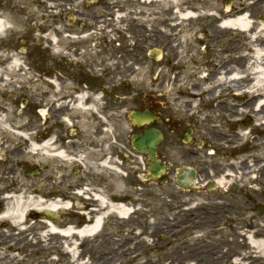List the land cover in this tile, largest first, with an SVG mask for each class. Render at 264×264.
<instances>
[{"label":"rangeland","instance_id":"rangeland-1","mask_svg":"<svg viewBox=\"0 0 264 264\" xmlns=\"http://www.w3.org/2000/svg\"><path fill=\"white\" fill-rule=\"evenodd\" d=\"M187 13L192 16L182 19ZM239 15L248 16L258 28L245 32L218 27L221 19ZM0 19L6 25L0 33V219L10 212L12 204L4 197L17 196L19 192L46 202L65 197L70 206L59 212L61 215L57 213L62 216L60 221L45 219L41 211L28 214L23 228L31 226L27 230L29 240L45 234L41 226L44 220L58 229H78L87 224L85 214L89 209L82 198L85 196H75L79 190L104 198L108 195L111 204L119 197L133 211L129 218L113 214L107 217L99 233L84 239L87 249L77 262V251L73 249H69V256L61 257L48 250L46 243L40 253L21 243V251L6 250L0 244V264H94L96 260L111 259L107 256L114 251V264H178L182 256L186 264H192L194 258L201 264H252V251L239 250L238 243L245 245L243 231L248 227L264 240L259 200H255V211L242 208L238 221H228L217 215L220 201L214 199L215 194H204L201 196L207 201L200 203L204 207L201 229L193 230L191 220V224L185 225L184 221L180 226L177 213L181 207L171 211V200L179 190L169 178L163 183L146 179V159L130 147V136L138 130L130 124L128 113L144 108L160 118L151 126L164 135L158 159L166 164L183 166V134L192 128L195 143L187 148L199 152L203 163L222 164L226 167L224 174L231 175L222 189L248 187L247 197L254 194V199L264 193V174L260 177L251 168L248 178L243 177L247 163L252 166L256 160H264V124L259 127L243 116L234 123L227 122L229 117L221 111L222 101L230 107L245 98L227 99L231 95L227 88L216 93V100L207 101L205 93L195 99L187 96L189 89L201 93L203 86H215L213 76L221 67L231 66L241 75L248 66L258 64L251 63V58L264 46L252 41L257 32L264 35L260 25L264 26V0H0ZM152 50L158 52L155 59L149 57ZM11 57L19 60L17 68L10 69L2 63ZM83 63L89 64L94 77H102L104 72L109 75L111 120L109 139L104 140L109 148L103 162L93 167L89 154L81 151L79 157L67 155L73 159L70 163L42 150L36 156H22L32 142L42 149L41 136L53 125L51 116L46 128L42 120L41 103L52 100L50 96L42 97V76H58L56 72H61V83L55 80L62 90L69 89L74 84L77 65ZM259 70L264 72L263 63ZM59 92L60 88L50 91L52 97ZM238 93L241 91L234 95ZM121 97H125L126 105L118 108ZM190 100V112L175 106ZM59 125L65 131L72 127L63 119ZM223 132L230 138L222 141ZM104 162L107 166H103ZM91 176L101 179V192L92 191ZM211 178L218 176L209 172L208 180ZM204 182L205 179L199 184ZM0 231L9 235L6 227ZM141 241L151 246L141 247ZM125 255H133L132 261ZM245 255L247 261L237 263L234 258ZM3 258L6 259L1 261ZM253 264H264V258Z\"/></svg>","mask_w":264,"mask_h":264},{"label":"bare ground","instance_id":"bare-ground-1","mask_svg":"<svg viewBox=\"0 0 264 264\" xmlns=\"http://www.w3.org/2000/svg\"><path fill=\"white\" fill-rule=\"evenodd\" d=\"M192 14L187 13L182 15V19L186 17H191ZM262 29L264 30V26L260 24ZM219 28H230V29H237L241 31H250L253 29L258 28V26H255L253 22L249 20V17L244 15L236 16L235 18H232L231 16H227L223 20L219 21L218 24ZM6 30L5 22L0 19V33L4 32ZM257 35H255L253 38L254 40L252 43H259L260 45L264 46V35L262 33L257 32ZM251 63H258L257 65L248 66L245 68L241 75H238L236 72V69L231 66H224L217 70V72L213 76V80L215 81V86H203L202 92L199 93L198 89H189L187 91V96L191 99H195L198 97H201L203 93L207 96V101L210 100H216L219 98V94L216 95V93H220L221 91H225L226 88L231 92L230 98L228 96L227 99L231 100L234 97L238 99L245 98L242 101H239V103L236 106H233L231 104L230 107H227V105L224 103V101L221 102V106L223 109L221 110L223 113V116L229 117V120L227 122L234 123L238 120V117H246L248 120L254 122L257 124V126L262 127L264 124V72H261L259 70L262 63L264 64V48L262 52H258L256 55H254L252 58ZM2 63H7L8 68L13 69L17 68L19 66V60L16 57L10 58L8 61L3 60ZM169 94H171L170 89ZM167 90V91H168ZM241 91L238 95H234V92ZM192 101H188L185 104L177 102L175 106L177 108L185 110L186 112H190ZM229 108V109H227ZM185 112V113H186ZM220 117V115L218 116ZM221 139L222 141L227 140L230 137L225 136L224 132L222 133ZM239 137L237 134L236 137ZM30 139V137H28ZM231 138H233L231 136ZM264 140V137H263ZM32 146L28 144L27 147L30 148V150L25 151L24 153H21L22 156H24L26 153L29 155L36 156L39 154V151H44L45 154H49V152H52V155L61 161L70 162L71 159H68L65 154L52 147L51 141H46L42 146V149L38 145L37 142H32ZM248 161V160H246ZM255 164L252 166H249L247 163V166L243 169L245 173V177H248L249 171L251 168H253V172H256L260 175V177L264 174V164L262 166V163H264V160H256L254 162ZM103 166H107V162L103 163ZM258 178V177H256ZM254 178V179H256ZM228 179L227 176H221L217 181L216 185L219 187H222L225 180ZM78 195H85L87 198L86 204L92 205L97 207L94 209H89V212L85 214L87 219L89 220V224L87 226H84L80 229H74L72 227H66L63 229H58L54 226L53 223L49 222L48 220H44L41 224L43 231L45 234H40L39 237H33L30 240L27 237V230L28 228H23V226L28 222L27 216L28 214L35 215L36 212H50L51 214H57L61 212L62 210H68L69 204L64 203L63 201H39L38 197H31L27 196L26 192H19V195L12 197H4L5 200L12 201L10 212L6 215H4L0 219V228L6 227L8 229L9 235H6L4 232L0 231V244L1 246L5 247L6 250H20V244L24 243L23 247L26 246V248H29L30 250L40 253V249L42 251L45 250L46 245L49 246L48 250L58 252L60 256L62 257L64 255L69 256V249H73L77 251V255H75L74 262L79 261L78 258L81 257V254L85 252L86 244L84 243V239L91 238L97 233H99L102 229V225L106 219V216L109 215H116L119 218H129L132 215V210L125 207L124 205H112L108 203L105 198H103L101 195L98 194H91L86 189L79 190L76 192ZM88 199H92L90 202H88ZM200 228H197L199 230ZM150 233L152 232V227L150 226L149 229ZM19 232L17 235H15V232ZM241 235V234H239ZM244 241L245 245H241L238 243V249H245L248 248L252 251V256L250 258L252 259V264L257 262L258 259L264 258V240L258 239L256 237V232L251 233L249 230V227L243 231ZM72 238H75L74 241H71ZM5 239V240H4ZM141 247H150L151 245H147L144 241H141L140 244ZM22 247V248H23ZM122 249V248H120ZM21 251V250H20ZM117 251H114L111 255H108L107 257L111 258L107 261H101L96 260L94 264H114L115 257H112L113 254L116 255ZM251 254V252H250ZM244 256V258H240L241 256H234L237 263L239 260L241 261H247L249 258ZM60 257V258H61ZM124 258H128L129 261H132L133 255H125ZM183 257V256H182ZM180 257L179 263L180 264H186L184 261L185 259ZM119 258V257H116ZM121 258V257H120ZM6 258L1 259L5 260ZM59 261V259H58ZM192 264H201V261L197 258H194L191 260ZM56 263V262H55ZM178 263V264H179ZM70 264V263H68ZM82 264V263H77ZM151 264V263H147ZM170 264V263H169Z\"/></svg>","mask_w":264,"mask_h":264},{"label":"flooded vegetation","instance_id":"flooded-vegetation-1","mask_svg":"<svg viewBox=\"0 0 264 264\" xmlns=\"http://www.w3.org/2000/svg\"><path fill=\"white\" fill-rule=\"evenodd\" d=\"M78 72L74 77V84L69 89H64L58 85L61 83V72H56L58 76L53 74H44L42 78V86L44 88L42 97H51V101L41 103V115L43 124H45L49 116L52 117V127L50 130L45 131L41 136L43 144L52 137V147L62 151L66 156L75 155L80 156V152L89 154L88 159H91V165L97 167V164L103 162L105 152L109 148V144H105V139H109L110 128V113H111V89L109 75L104 72L103 76L94 77L89 71V64L83 63L77 65ZM90 73V74H89ZM50 79V80H49ZM59 80V83L56 80ZM49 80V84L47 83ZM60 88V92L56 97H52L53 89ZM126 105L125 97H121L116 105L118 108H122ZM144 109V108H143ZM138 108L136 110H143ZM71 110V112L69 111ZM66 114L68 116L63 117ZM61 119L67 120L72 126L67 131L59 125ZM190 128V127H188ZM189 142L184 144V151L182 155L183 166L173 167L169 164L168 177L179 192L176 197H173L171 204L173 205L172 212L176 211L175 207H181L180 213H177L179 218V225L185 222V225L193 223V230L202 227L201 220L204 207L200 206V203L206 201L201 195L215 194V200L220 204L216 205L217 215L220 219L232 221L241 217L242 211L240 209L246 208L249 211H255V200H259V211L261 212L262 205L264 204V193H258L254 199V194L251 197H247L248 187L245 188H232L225 189L215 187V180L209 179V172L214 177L222 176L225 172L224 166L221 164L218 166L216 163L208 165L203 163L198 157L199 152L193 153L187 147L195 143L193 139L194 130L188 129ZM66 137V139H65ZM71 138V140H70ZM70 140L71 142H68ZM74 151V153H72ZM109 153V151H107ZM72 155V156H73ZM123 155V154H122ZM70 156V157H72ZM83 156V154L81 155ZM180 169H183L185 174V187H181L176 183V177ZM230 170H233V166H229ZM193 170L195 172V178L193 181L187 177V172ZM205 179L204 184H199V181ZM90 185H92V191H100L101 179L95 176L90 177ZM58 192V189L55 190ZM101 192V191H100ZM237 192V194H236ZM91 193V192H90ZM226 193V196H222ZM91 194H96L92 192ZM106 200L111 202L108 195ZM206 199V198H205ZM210 200V199H209ZM114 203L120 202L119 197L114 198ZM244 212V211H243ZM182 222V223H181ZM191 224V223H190ZM179 226V228H180ZM199 229V230H200ZM180 235V234H179ZM232 256V255H231ZM233 257V256H232Z\"/></svg>","mask_w":264,"mask_h":264},{"label":"water","instance_id":"water-1","mask_svg":"<svg viewBox=\"0 0 264 264\" xmlns=\"http://www.w3.org/2000/svg\"><path fill=\"white\" fill-rule=\"evenodd\" d=\"M153 59L155 58V54L151 56ZM129 120L131 123L137 127H141L143 124H148L154 120L159 121V119L155 118L150 112H131L129 114ZM162 141V134L160 131L149 128L144 130V132L140 135H132L131 136V147L146 155L147 157V178L148 179H156L159 178L166 170L164 164L160 163L156 157V145H158ZM193 173H191V177ZM165 179L162 178L161 181ZM178 184L181 186H185L184 175L182 171H180L177 176ZM264 213V209H263ZM48 216V214H46Z\"/></svg>","mask_w":264,"mask_h":264}]
</instances>
